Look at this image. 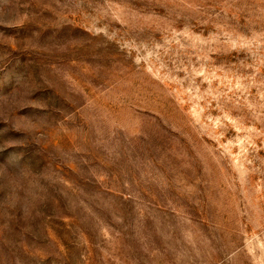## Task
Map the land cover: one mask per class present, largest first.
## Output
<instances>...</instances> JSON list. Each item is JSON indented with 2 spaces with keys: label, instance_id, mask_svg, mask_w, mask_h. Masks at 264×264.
Wrapping results in <instances>:
<instances>
[{
  "label": "rangeland",
  "instance_id": "rangeland-1",
  "mask_svg": "<svg viewBox=\"0 0 264 264\" xmlns=\"http://www.w3.org/2000/svg\"><path fill=\"white\" fill-rule=\"evenodd\" d=\"M0 264H264V0H0Z\"/></svg>",
  "mask_w": 264,
  "mask_h": 264
}]
</instances>
